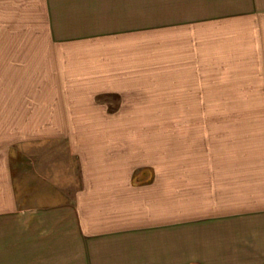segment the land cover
Segmentation results:
<instances>
[{
  "label": "crops",
  "instance_id": "0c3cea01",
  "mask_svg": "<svg viewBox=\"0 0 264 264\" xmlns=\"http://www.w3.org/2000/svg\"><path fill=\"white\" fill-rule=\"evenodd\" d=\"M0 1L44 25L109 26L0 38L29 42L0 52L26 58L11 64L23 111L0 113L24 121L0 140V224L24 216V240L50 237L55 264H264V143L170 124L223 70L193 34L223 24L213 0Z\"/></svg>",
  "mask_w": 264,
  "mask_h": 264
},
{
  "label": "rangeland",
  "instance_id": "374dc122",
  "mask_svg": "<svg viewBox=\"0 0 264 264\" xmlns=\"http://www.w3.org/2000/svg\"><path fill=\"white\" fill-rule=\"evenodd\" d=\"M232 1L213 0L209 3L211 8L206 11L207 17H221L215 20L223 24L201 25V31L193 27V34H197L195 38H199L198 34L201 32V43L208 45L209 50H216L215 62L218 61L223 70L208 72L207 89L202 90L201 95H195L199 97L191 98L192 101L198 102L175 106L177 107L176 112L182 111L186 114L185 121L177 120L170 124L177 129L187 127L217 129L219 134L221 130H225L228 132L229 141L239 138L241 144L264 143V0ZM3 4L0 1V38L48 32L103 31L109 27L103 25H44L39 23L41 19L37 10L8 9L3 8ZM12 4L10 2V5ZM135 11V9L128 10L129 13H135ZM144 18L145 21L150 22V13ZM129 21H133L132 27H135L136 18L131 17ZM25 48H29L27 41L9 43L7 40L0 39V52L2 49L6 53L9 49L23 51ZM25 59L24 57H9L10 62H8V57H0V113L23 111V104L18 103L23 101L25 91L18 87L23 81V67L21 65L16 68L15 66L18 65L16 62L11 64L14 61L25 62ZM8 64L11 66L9 67ZM9 80H12V83H9ZM188 115L191 117L188 118ZM23 123L22 120H0V140L6 139L5 134L8 130L18 129ZM232 129L240 131L235 130L231 133ZM17 147H19L16 148L17 159L13 161V165L16 166L17 171H21L22 175L18 174V176H21L22 180L28 168L26 169L22 162L24 145L18 144ZM45 148L55 155V150L51 147L47 145ZM65 164L70 163L65 162ZM43 165L47 164L43 163ZM63 177L69 179L65 175ZM21 196L24 197V192ZM39 202L22 199L19 202V208L23 210L35 208ZM23 219L24 216L19 219L5 218L2 220L0 224V264H55L56 250L53 249L55 245L50 244V237L45 241H25L23 227L25 219ZM35 236L36 239L39 238L38 233Z\"/></svg>",
  "mask_w": 264,
  "mask_h": 264
}]
</instances>
